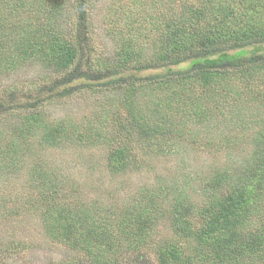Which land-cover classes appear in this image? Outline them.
<instances>
[{"label": "trees", "instance_id": "obj_1", "mask_svg": "<svg viewBox=\"0 0 264 264\" xmlns=\"http://www.w3.org/2000/svg\"><path fill=\"white\" fill-rule=\"evenodd\" d=\"M168 2L167 12L156 17L152 52L143 56L145 48L127 37L111 55L96 53L82 0H0V63L31 61L60 71L57 77L44 76L26 93L0 95V113L18 114L14 129L6 130L8 138L0 133V152L7 154L8 166L21 151L23 132L59 147L68 138L79 144L98 142L108 124L116 129L107 133L105 165L112 172H129L151 159L186 152L188 142L201 143L204 135L208 148L215 137L225 140V162L204 166L196 177L200 205L177 186L172 189L171 227L198 245L202 257L214 255L210 261L215 263L245 257L249 264H264V0ZM82 89H108L113 103L93 107V116L84 121L45 118L44 104ZM233 126L238 130L232 135ZM160 178L164 180L162 174L155 177L157 182ZM42 182L48 189L53 186ZM166 192L172 193L160 182L149 192L150 205L155 204L153 194ZM50 200L39 202L44 230L73 248L77 259L87 258L85 264L194 261L183 244L177 250L172 241L158 243L151 252L140 249L153 224L148 215L143 217L138 199L139 204L118 209ZM191 212L202 218L195 231L187 219Z\"/></svg>", "mask_w": 264, "mask_h": 264}, {"label": "rangeland", "instance_id": "obj_2", "mask_svg": "<svg viewBox=\"0 0 264 264\" xmlns=\"http://www.w3.org/2000/svg\"><path fill=\"white\" fill-rule=\"evenodd\" d=\"M86 9L87 19L90 21L92 37L90 43L95 46L96 53L111 55L117 49L124 37L138 41L145 50L142 55L152 52L151 45L156 34V19L163 11L167 12V0H82ZM263 18V16H262ZM93 39V40H92ZM149 47V48H148ZM105 52V53H104ZM77 67V65H76ZM73 67L72 70H74ZM58 69H47L38 62H19L14 66L0 63V95L8 93H26L32 87H37L43 77L59 76ZM145 92L141 93L144 94ZM111 91L86 89L76 90L59 101L44 104L43 115L46 119L65 118L72 122L84 121L92 117L93 107L109 100ZM139 95V94H138ZM141 100V98H140ZM115 106V105H114ZM116 107V106H115ZM0 117L1 138L6 140L7 129H14L18 114L3 111ZM120 115H125L124 113ZM111 120V117H108ZM255 127L258 124L254 125ZM221 125H217L215 137ZM115 127L106 124L101 132L103 137L98 142L79 144L68 138L59 147L42 144L36 133L20 135L22 141L16 154L14 163L8 166V157L4 151L0 152V264H85L86 259H77L75 250L57 238H52L43 228L44 220L40 217V200L50 197L56 205L72 207L86 206L95 202V206L105 205L108 209H118L120 205H137L143 217L147 215L152 221V228L147 229L140 241V249L154 251L156 245L172 241L180 249L191 254L192 262L182 264H249L245 257L237 260H226L215 263L210 261L214 255L202 257L198 254L199 246L191 245L190 238L180 233L175 234L171 227L173 215L169 210L173 203L172 189L178 187L196 205H200L202 197L196 177L202 173L204 166L211 167L223 164L225 156L223 146L225 140L214 138V145L208 148V140L203 136L201 143L188 142V150L167 158L165 156L149 160L137 167H131L129 172H112L105 165L107 133H112ZM214 128L210 126L209 129ZM99 126L95 132L99 133ZM232 135L238 128H230ZM16 133V132H14ZM95 141V140H93ZM0 139V149L3 148ZM107 147V148H106ZM124 157L127 155L124 154ZM234 157V154L232 155ZM38 168V169H35ZM38 170L43 176H38ZM162 174L164 180L157 182L155 177ZM46 179L53 183L52 188H46L42 181ZM161 182L169 187L171 192L153 194L155 204L150 205L149 192ZM155 184V186H154ZM177 186V187H176ZM182 187V188H180ZM138 191V192H137ZM135 197V198H134ZM134 198V200H132ZM261 204V203H260ZM189 212V211H188ZM194 231L202 224V218L193 212L187 215ZM192 239V237H191ZM83 254V251L78 250Z\"/></svg>", "mask_w": 264, "mask_h": 264}]
</instances>
